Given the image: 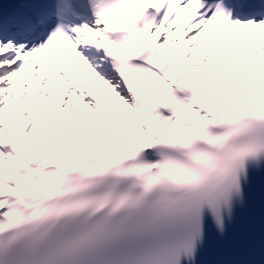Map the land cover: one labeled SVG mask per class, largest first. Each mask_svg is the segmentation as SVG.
<instances>
[{"label":"snow or ice","instance_id":"6c2138e0","mask_svg":"<svg viewBox=\"0 0 264 264\" xmlns=\"http://www.w3.org/2000/svg\"><path fill=\"white\" fill-rule=\"evenodd\" d=\"M0 264H264V0H0Z\"/></svg>","mask_w":264,"mask_h":264}]
</instances>
